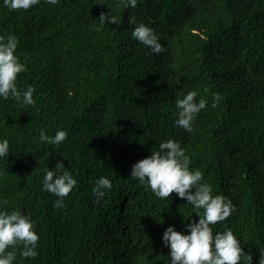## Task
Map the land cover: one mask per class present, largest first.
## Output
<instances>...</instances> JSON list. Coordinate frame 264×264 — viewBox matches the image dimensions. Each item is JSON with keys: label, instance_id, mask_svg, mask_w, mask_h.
Returning <instances> with one entry per match:
<instances>
[{"label": "trees", "instance_id": "1", "mask_svg": "<svg viewBox=\"0 0 264 264\" xmlns=\"http://www.w3.org/2000/svg\"><path fill=\"white\" fill-rule=\"evenodd\" d=\"M116 22H100L101 13ZM153 27L165 50L153 53L130 23ZM19 37L26 65L21 90L33 85L35 105L0 98V207L20 210L39 233L38 256L14 264H166L169 225L185 230L192 205L173 192L159 198L130 176L132 165L165 139L186 147L213 194L235 205L225 224L252 264L264 252V0H40L11 10L0 0V35ZM197 90L209 104L192 131L174 124L175 100ZM214 93L221 95L211 106ZM67 129L60 145L39 139ZM63 161L78 183L57 197L42 190L45 170ZM113 187L97 200L100 176ZM192 191H195L192 189ZM243 264V262H240Z\"/></svg>", "mask_w": 264, "mask_h": 264}, {"label": "clouds", "instance_id": "2", "mask_svg": "<svg viewBox=\"0 0 264 264\" xmlns=\"http://www.w3.org/2000/svg\"><path fill=\"white\" fill-rule=\"evenodd\" d=\"M59 0H47L55 5ZM126 7L135 8L138 0H123ZM4 5L11 10H27L39 4L40 0H3ZM100 22H116L111 14L101 13ZM135 27L132 36L153 53L165 50L156 30L144 22L137 23L136 17L130 19ZM19 37L14 34L0 35V98H14L22 105H35V88L28 85L21 90L18 86V74L26 69V65L16 54ZM198 96L197 90H189L175 100L176 111L174 124L192 131L194 121L209 100ZM221 95L214 93L212 107H217ZM68 137L67 129H57L54 135H49L41 129L39 139L51 145H60ZM10 141L0 137V158L8 157ZM191 158L186 147L176 139H165L151 154L132 165L130 176L148 188L156 197L170 198L175 192L178 197L185 198L187 204L193 206L198 221L194 218L185 225V230H177L175 225H169L162 235L165 246L170 248L169 260L166 264H252L251 252H246L239 238L225 224L224 231L214 234L212 225L223 222L235 210L232 200L223 194H213V186L204 180V173L199 169L190 168ZM78 183L63 161H58L55 168L48 167L42 177V190L54 194L57 199L53 206H66L65 197ZM113 187L108 176H100L95 180L93 193L97 200L102 199L107 190ZM194 189L195 191H192ZM34 221L20 210H7L0 207V264H14L17 256V246L24 258L38 256L39 233L34 227ZM259 264H264V252H261Z\"/></svg>", "mask_w": 264, "mask_h": 264}]
</instances>
